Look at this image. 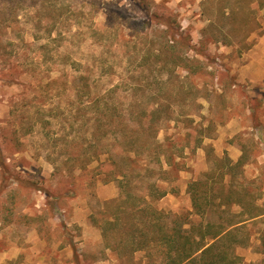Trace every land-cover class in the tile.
Returning <instances> with one entry per match:
<instances>
[{
  "label": "rangeland",
  "instance_id": "374dc122",
  "mask_svg": "<svg viewBox=\"0 0 264 264\" xmlns=\"http://www.w3.org/2000/svg\"><path fill=\"white\" fill-rule=\"evenodd\" d=\"M10 1L0 0V69L4 71L0 74V145L7 163L28 182L19 190L17 210L20 214H43L45 218L40 232L24 221L5 226L0 221V264H125L105 246L100 228L90 218L91 214H98L105 200L120 196L118 183H91L87 172L69 173L68 157L77 147H72L70 136L66 139V134L72 132L68 119L69 102L74 96L70 82L66 84L74 74L67 55L81 60L82 69H87L93 78L101 73L103 59L106 64L116 60L120 66L125 62L122 53L127 46L143 45L137 31L128 28L144 18L143 5L140 0H58V6L70 7L49 39L44 27H38L46 8L31 6V0H15L14 5ZM144 1L152 11L173 12L181 30L191 34L196 48L203 51L198 55L191 50L187 55L204 62L205 70L191 77L202 92L206 87L211 95L201 97V106L191 112L196 122L214 126L211 136L196 151L185 149L178 159L181 169L163 183L170 192L157 205L169 215L188 214L196 223L215 221V213L202 217L193 212L187 186L217 165L223 166L229 159L236 161L244 145L251 158L264 160V77L259 82L252 78L264 76V7L259 0ZM106 2L116 8L110 13L112 28L107 27ZM94 28L119 41V49L116 51L113 46L108 50L106 39L101 42L93 36ZM206 28L213 29L205 31ZM60 30L64 38L58 45L60 42L53 38ZM145 31L153 35L152 27ZM117 34L120 40L115 37ZM124 39L131 40L124 45ZM42 44H47L44 49ZM180 73L187 75L185 69ZM97 80L100 88H107L117 79L103 75ZM118 100V106L125 105L124 92ZM43 106L59 113L50 132L37 122ZM185 124L181 120L161 122L158 138L180 135L182 141ZM250 140L258 144V153L249 147ZM116 152L121 160V151ZM105 156L102 154L101 158ZM258 164H247L238 182L260 192L259 202L264 205V182L260 176L264 168ZM139 171L141 168L135 173ZM135 178L138 186H144L141 177ZM9 190L5 191L7 196L3 195L5 199ZM47 191L50 200L57 199L58 210L49 203ZM263 228L264 216L240 229V238L245 242L236 247L239 264H264L260 234ZM141 258L143 262L147 260L144 252L137 254V259Z\"/></svg>",
  "mask_w": 264,
  "mask_h": 264
},
{
  "label": "trees",
  "instance_id": "16d2710c",
  "mask_svg": "<svg viewBox=\"0 0 264 264\" xmlns=\"http://www.w3.org/2000/svg\"><path fill=\"white\" fill-rule=\"evenodd\" d=\"M57 1L30 2L31 6L38 5L39 10L46 8L40 15L38 27H44L43 31L49 39L66 18L64 13L70 7L58 6ZM239 1L253 3L258 0ZM259 1L263 8V0ZM10 2L14 5L15 0ZM140 3L146 18L137 19L128 28L137 31L136 35H140L143 45L127 46L122 53L125 62L120 66L116 60L106 64L107 60L103 59L101 73L93 78L87 69H82L81 60L68 58L71 55H67L74 74L66 84L70 82L74 96L69 102L71 118L68 119L72 132L66 134V139L71 138L72 147H77L70 151L68 157L71 162L69 173L74 175L76 170L87 172L91 174V183L96 180L118 183L120 196L105 200L98 214L93 213L90 218L100 228L105 246L125 264H239L236 247L245 242L240 238V229L264 216V206L259 203L262 194L238 182L247 164H258L256 157L251 158L248 146H243L238 160L229 159L223 166L217 165L188 183L187 192L193 212L202 217L215 213L217 220L196 223L188 214L169 215L157 205L158 200L170 192L163 183L171 180L172 173L181 169L178 159L184 155L185 149L196 151L204 139L211 136L214 126L196 122L194 112H191L201 106V97L209 98L211 95L206 87L202 92L191 77L203 72L205 65L201 59L187 54L191 50L198 55L203 51L196 48L191 34L181 30L173 12L152 11L146 1L140 0ZM115 10V7L105 3L107 27L114 25L110 13ZM149 27L153 28V35L145 31ZM97 28L92 29L93 36L101 42L106 39L107 46H110L108 50L114 46L117 51L119 41H113L111 35ZM209 29L213 28H206L205 31ZM119 36L115 35L120 40ZM63 38L60 30L53 39L60 45ZM130 40L124 39V45ZM46 45L42 44V48ZM184 69L186 76L180 73ZM3 73L0 69V74ZM103 75L117 80L107 88H100L97 78ZM123 92L127 101L125 105L118 106V98ZM53 110H46L43 106L38 113L37 122L49 132L54 117L59 116ZM180 120L186 122L182 141L179 140L182 138L180 135L158 138L157 130L161 122ZM249 142V147L257 151L258 144ZM117 150L121 151V160L116 157ZM102 154H106L105 158H101ZM6 160L0 145L2 226L24 221L40 232L45 218L43 214H20L17 210L19 190L28 182ZM93 163L96 164L92 166ZM258 165L264 168V164ZM138 168L141 171L135 173ZM262 175L264 172L260 175L264 182ZM135 177H141L144 186H138ZM7 189H10L9 200L3 196ZM46 193L51 206L58 210L57 199L50 200V192ZM260 234L264 249V228ZM139 252L146 254L145 262L142 258L137 259Z\"/></svg>",
  "mask_w": 264,
  "mask_h": 264
},
{
  "label": "crops",
  "instance_id": "0c3cea01",
  "mask_svg": "<svg viewBox=\"0 0 264 264\" xmlns=\"http://www.w3.org/2000/svg\"><path fill=\"white\" fill-rule=\"evenodd\" d=\"M263 77H264V76H259V75H258V76H255V75L252 76L254 82H256V81H258V82L261 81V80L263 79ZM241 154H242V153H241ZM241 154L238 156V158L241 156ZM238 158H237L236 160H238ZM258 162H259V164L263 165L264 160H263V162H261L260 160H258ZM246 166H247V165H246ZM259 201H260V199H259ZM259 203H260V202H259ZM260 204H261V203H260ZM262 205H263V204H262ZM263 206H264V205H263Z\"/></svg>",
  "mask_w": 264,
  "mask_h": 264
}]
</instances>
